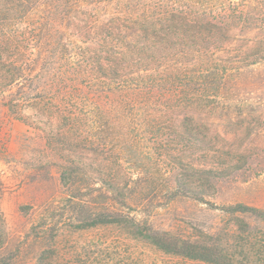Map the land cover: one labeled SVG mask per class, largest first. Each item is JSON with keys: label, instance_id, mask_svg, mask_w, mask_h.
I'll list each match as a JSON object with an SVG mask.
<instances>
[{"label": "rangeland", "instance_id": "374dc122", "mask_svg": "<svg viewBox=\"0 0 264 264\" xmlns=\"http://www.w3.org/2000/svg\"><path fill=\"white\" fill-rule=\"evenodd\" d=\"M147 1L156 6L162 0ZM231 1L247 6L250 0ZM44 2L27 5L32 10L19 13L3 34L15 42L14 54L23 51L24 61L18 68L24 79L23 84L11 82L7 76L13 68L0 64V255L12 264H35L43 252L55 247L57 264H82L100 250L98 261L106 264L101 258L111 246L115 257L120 258L117 252H129L139 258L133 263L128 260L130 264H166L168 260L181 264L116 227L74 229L72 211L78 201L69 203L72 194L81 199L83 195L87 208L100 209L112 200V209H124L113 202L115 179L121 180L118 194L130 196L124 210L158 230L185 239L215 235L234 246H264V223L216 209L246 204L264 210V88L253 96L242 92L238 97V104L262 103L257 112L240 111L232 103L231 109L216 114L207 110L186 114L181 99L146 101L114 95L104 76L87 97L97 84L88 67L75 82L70 79L64 84L62 92L36 85L32 78L37 71L30 70L38 46L43 48L54 35L66 45L71 15L82 20L83 26H91L99 16L94 6H77L76 12L65 8L55 18ZM115 5L113 12L120 10L123 15L135 4L120 0ZM244 38L248 42L236 46L250 49V36ZM96 48L89 45L86 55L94 57ZM65 50L61 57L68 56ZM72 55L71 61L64 59L57 66L61 73L78 64V54ZM170 59L159 60L176 62ZM103 62L110 68V58ZM21 87L25 97L18 94ZM11 100H15V112L8 108ZM46 104H51L49 113L43 112ZM211 105L221 107L224 101L212 98ZM70 114L85 124L63 128V117ZM168 120L177 124L169 125ZM59 128L67 141L53 150L48 137ZM72 165L70 183L75 185L64 186L61 172L64 168L70 172Z\"/></svg>", "mask_w": 264, "mask_h": 264}, {"label": "trees", "instance_id": "16d2710c", "mask_svg": "<svg viewBox=\"0 0 264 264\" xmlns=\"http://www.w3.org/2000/svg\"><path fill=\"white\" fill-rule=\"evenodd\" d=\"M36 1H45L46 10L49 9L50 15L55 18L65 8L71 13L76 12L77 6H94L99 14L91 26H83L82 20L78 21L75 14L71 15L68 24L71 33L66 45L54 35L43 43V48L38 46L40 51L32 60L33 70H30L37 71L32 78L36 85L42 84L52 91L62 92L66 88L64 84L70 79L75 82L88 67L90 77L97 84L88 90L87 97L91 95V90L99 88L104 76L108 80V89L113 87L111 92L114 95L131 97L133 100L142 97L146 101L181 99L186 114L205 110L215 114L226 111L234 108L242 92L253 96L257 90L262 92L264 88V0H250L247 6L231 0H162L156 6L147 0H131L135 5L125 10L123 15L120 10L113 12L116 2L120 0H0V64L4 62L13 68L14 72L7 76L11 82L23 84L24 78L18 67L23 63L24 55L22 50V54H14L17 48L15 42L3 34L14 18L19 13L30 11L31 8L27 9L26 6ZM21 5L24 11L19 8ZM248 35L253 44L250 49L244 50V45L236 46L244 44L247 41L244 37ZM91 44L97 45L94 57L86 55ZM62 49H66L68 56H60ZM10 51L12 53L8 56ZM72 54H78V64L68 72L61 73L57 66L64 59L71 61ZM109 58L110 68L107 69L103 60ZM161 58H176V62L163 64L159 60ZM18 94L25 97L27 92L21 87ZM212 98L224 101V105H211ZM13 101L8 106L11 112H15ZM44 106L43 112L49 113V106ZM237 107L240 111L251 109L257 112L263 105L260 102L249 105L242 102L237 103ZM81 124H85L84 119H72L71 114L62 120L63 128ZM168 124L175 126L177 121L168 120ZM61 128L52 138L48 137V145L53 150L67 141ZM74 171L72 165L70 172L67 168L61 172L60 181L64 186L75 185L70 183ZM114 181L116 188L111 189L112 184L109 188L113 193V202L124 209L128 208L130 196L123 192L118 194L121 180ZM111 201L105 202L106 206L100 209L87 208L83 195L81 199L72 194L69 203L76 202L72 211L74 229L86 231L116 227L169 259L182 261L181 264H264V246L259 249L251 243L234 246L215 235L185 239L158 230L148 221L138 220L124 209H112L109 205ZM216 209L231 215H247L264 223V210L257 207L237 204ZM117 249L121 251L118 246ZM106 250L105 258H101L102 261L106 260V264H111L115 259L117 264L139 260L131 257L135 254L129 252H117L120 258L115 257L111 246ZM54 252L57 253L55 247L43 252L35 264H57L59 261L57 256L55 259V254L53 256ZM93 253H96V257L88 258L82 264H102L98 261L100 250ZM0 264H12V260L0 255ZM166 264L173 263L168 260Z\"/></svg>", "mask_w": 264, "mask_h": 264}]
</instances>
